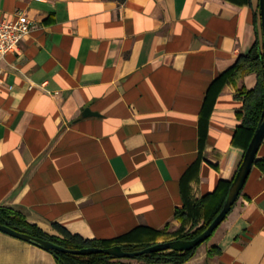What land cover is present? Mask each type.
Instances as JSON below:
<instances>
[{
    "label": "crops",
    "instance_id": "1",
    "mask_svg": "<svg viewBox=\"0 0 264 264\" xmlns=\"http://www.w3.org/2000/svg\"><path fill=\"white\" fill-rule=\"evenodd\" d=\"M18 11L33 29L1 64L0 207L59 238L153 245L188 231L176 211L216 190L239 90L258 84L220 77L263 45L260 0H0V15ZM256 161L185 264H264V141ZM0 264L58 262L0 231Z\"/></svg>",
    "mask_w": 264,
    "mask_h": 264
},
{
    "label": "trees",
    "instance_id": "2",
    "mask_svg": "<svg viewBox=\"0 0 264 264\" xmlns=\"http://www.w3.org/2000/svg\"><path fill=\"white\" fill-rule=\"evenodd\" d=\"M117 1L123 3L126 0ZM250 74H257L258 84L252 90H248L246 87H242L239 90L238 96L243 101V106L237 116L242 124L238 127L226 160L222 163L219 184L213 193L206 195L197 204H187L176 211L175 219L182 224L190 221L191 228L188 231L182 229L177 232V237L174 240H193L197 238L219 215L243 162L245 153L261 121L264 111V46L259 40L256 41L250 53L240 56L235 66L221 76L220 80L224 77L233 83H237ZM237 144L239 145V152L235 147ZM255 163L257 164L259 161ZM262 166L264 167L263 164ZM0 224L73 250L121 246L126 252H137L152 246L150 244L125 245L121 242L123 239L114 241L86 240L66 232H64V238L50 236L37 225L30 223L24 214L7 207H0ZM164 231H167V228ZM213 235L206 242L210 241ZM199 247L185 252L166 251L144 254L128 260H134L136 264H185L195 257ZM218 252L213 247L209 250L208 256L213 257ZM52 254L58 264H132L123 262L124 259L103 253L85 256L62 252H52Z\"/></svg>",
    "mask_w": 264,
    "mask_h": 264
},
{
    "label": "water",
    "instance_id": "3",
    "mask_svg": "<svg viewBox=\"0 0 264 264\" xmlns=\"http://www.w3.org/2000/svg\"><path fill=\"white\" fill-rule=\"evenodd\" d=\"M260 10H261L260 11L261 26H262L263 46H264V0H260ZM92 114L93 112H91L90 110H86L84 112L85 117L90 116ZM263 141H264V111L262 114L261 121L252 138V141L245 153L243 162L229 190L228 197L226 199L223 209L221 210L219 215L215 218V220L209 225V227L200 236H198L193 240H173L169 242L158 243L137 252H126L123 250L121 246H114L111 248H86L80 250H73V249L64 248L60 245H57L45 239L36 238L31 235L18 232L6 225L0 224V231L17 239L33 244L50 253L62 252V253L82 255V256L103 253L113 257H117L119 259H132L142 256L144 254H151L155 252H166V251L185 252L198 248L203 243H205L216 232V230H218V228L226 220V218L232 211L233 207L237 203L242 193V190L245 186V183L256 162V158Z\"/></svg>",
    "mask_w": 264,
    "mask_h": 264
},
{
    "label": "built area",
    "instance_id": "4",
    "mask_svg": "<svg viewBox=\"0 0 264 264\" xmlns=\"http://www.w3.org/2000/svg\"><path fill=\"white\" fill-rule=\"evenodd\" d=\"M32 29L33 23L24 12L0 15V74L2 73L1 64L6 56L20 49Z\"/></svg>",
    "mask_w": 264,
    "mask_h": 264
},
{
    "label": "rangeland",
    "instance_id": "5",
    "mask_svg": "<svg viewBox=\"0 0 264 264\" xmlns=\"http://www.w3.org/2000/svg\"><path fill=\"white\" fill-rule=\"evenodd\" d=\"M136 262V261H135Z\"/></svg>",
    "mask_w": 264,
    "mask_h": 264
}]
</instances>
